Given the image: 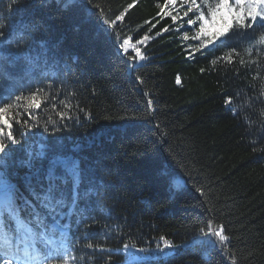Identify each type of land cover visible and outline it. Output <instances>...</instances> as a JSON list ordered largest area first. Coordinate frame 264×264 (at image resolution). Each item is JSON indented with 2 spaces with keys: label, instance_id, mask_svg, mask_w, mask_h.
<instances>
[{
  "label": "trees",
  "instance_id": "trees-1",
  "mask_svg": "<svg viewBox=\"0 0 264 264\" xmlns=\"http://www.w3.org/2000/svg\"><path fill=\"white\" fill-rule=\"evenodd\" d=\"M164 2L93 0L109 19L133 5L108 29L98 19L99 10L90 16L85 3L68 11L60 0H18L11 10L9 0H0L4 23L36 37L30 52L35 70L28 73L22 65L8 67L6 62L14 79L0 81L4 94L10 90L12 97L29 96L42 89L37 96L41 107H20V118L32 113L44 124L51 116L59 129L53 134L52 124L48 132L33 128L21 144L9 145L12 182L32 200L28 181L34 169L22 162L41 145L46 158L34 164L42 171L54 154L80 162L82 199L75 213L60 221L68 226L69 264H120L124 244L157 247L164 244L161 237L178 250L151 264H232V253L236 264H264V52H245L255 35L250 29L226 48L204 49L190 58L185 47L196 42L182 41L184 29L155 36L166 25L176 27L170 17L148 31L160 19ZM146 33L153 37L139 45L146 59L130 63L116 34L121 42L128 38L135 44ZM232 47L240 53L232 63L211 64ZM229 97L230 105L225 103ZM58 111L73 119L59 123ZM9 122L21 139L19 125L12 118ZM65 189L70 203L71 183ZM33 204L46 224L54 222L38 202ZM29 213L22 210L21 215L30 219ZM209 224L223 227L227 245L200 233ZM89 243L93 248L86 247ZM19 255L23 259V252Z\"/></svg>",
  "mask_w": 264,
  "mask_h": 264
},
{
  "label": "snow or ice",
  "instance_id": "snow-or-ice-1",
  "mask_svg": "<svg viewBox=\"0 0 264 264\" xmlns=\"http://www.w3.org/2000/svg\"><path fill=\"white\" fill-rule=\"evenodd\" d=\"M64 8L68 11H76L78 5L85 3L90 5L87 12L90 16L97 15L93 9L99 10L98 19L102 21L104 26L112 29L116 21H122L125 13L133 5L129 4L115 19H109L101 4L93 3V0H60ZM18 0H9V9L15 10ZM159 6V5H158ZM162 13V15H161ZM160 17L148 29L149 32L160 23L165 17H170L176 27L170 28L164 26L159 32L155 33L159 37L162 32H182V41H195L196 43L187 44L185 51L190 58L194 57L197 52L204 54V49L214 51L218 48L228 47L229 41L238 35L246 34L247 30H252L255 35L249 41L245 52L251 54L255 49L257 54L264 52V32H257L256 27L264 29V0H165L164 6L157 13ZM4 17L0 16V81L4 79L12 80L9 73L6 72V62L8 67L22 65L28 73L35 70L37 65L36 59L30 55L36 37L30 33L17 32L10 24L4 23ZM149 21H145L148 24ZM185 25L187 28H185ZM33 31H39L38 26H33ZM191 32V35L189 33ZM28 36L25 39V36ZM153 37L147 33L135 44H130L128 38H123L116 34L115 39L118 42V48L125 55L130 63H138L146 59L141 52L139 45H145ZM131 52V54H129ZM234 56H240L236 48H228L222 55L211 61L213 66L221 61L232 63ZM241 64L245 61L241 58ZM255 63V61H253ZM203 72L204 69H201ZM140 80V77H137ZM143 83V81H140ZM180 77L177 76L176 83L180 84ZM5 89L0 83V264H69V260L65 254V238L67 236V225L61 224V220L65 216H71L78 207V200L82 199L80 192L81 181L83 177V169L77 159L61 154H54L47 159L45 170H41L34 164V161H44L47 153L43 150L45 146L41 145L38 149L28 153V160L22 163L32 171L31 178L28 181V191L32 200L24 198L19 188L12 182L13 174L10 172L12 164L7 160L13 149L9 145H17L23 142V137L29 135L33 128H43L44 132H48V124L53 125V134L59 129L55 127L57 121L51 116L48 120L41 124L35 119L32 113H28V118L21 120V113L18 111L20 107H24L27 111L28 107L39 109L42 101L37 96L42 89H37L29 96L16 95L12 97L10 90L5 95ZM147 96L148 93H145ZM260 95L264 96V88L261 89ZM8 102H5V101ZM26 100L27 105H21L19 102ZM65 109H69L70 105L61 101ZM226 104L232 103L229 97L225 101ZM148 106L151 108L153 100L148 99ZM56 107L55 104L52 105ZM15 111V116H13ZM59 123L63 124L66 119H73L67 111H58ZM10 118L15 120L19 125L20 131L18 139L14 134ZM29 120H33L30 123ZM7 129V131H6ZM253 151H257L253 148ZM71 183V202L69 203L68 192L65 186ZM201 192V189H197ZM86 195V193H84ZM18 200L23 201V205L17 203ZM33 200L38 202L39 207L47 210L49 216L54 221L52 224H46L44 216L36 210ZM68 209L67 212L62 209ZM30 219L21 215L22 210H29ZM59 217V219H57ZM200 233L204 237H216L218 242L225 246L229 237L224 234L222 226L219 229L212 228L208 225V231L201 228ZM164 241L165 249H161L158 245L156 249H148L137 247L136 245L124 244L122 248L123 264H151L153 260L170 259V252L178 250L179 246L172 245V242L161 237ZM43 247H40V246ZM87 248H93L91 243L86 245ZM103 251V249H100ZM23 252V259L19 253ZM227 254V250H226ZM232 264H236L235 254H231Z\"/></svg>",
  "mask_w": 264,
  "mask_h": 264
},
{
  "label": "rangeland",
  "instance_id": "rangeland-1",
  "mask_svg": "<svg viewBox=\"0 0 264 264\" xmlns=\"http://www.w3.org/2000/svg\"><path fill=\"white\" fill-rule=\"evenodd\" d=\"M160 246V248L161 249H165V245L164 244H162V245H159ZM157 247H150V248H148V249H156ZM165 251H168V249H165ZM171 253V252H170ZM120 264H123V262L122 263H120Z\"/></svg>",
  "mask_w": 264,
  "mask_h": 264
}]
</instances>
